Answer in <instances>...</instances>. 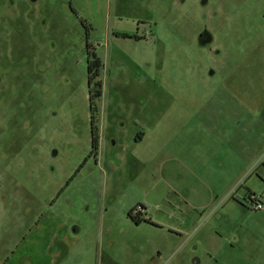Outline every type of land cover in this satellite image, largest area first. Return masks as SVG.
Here are the masks:
<instances>
[{"label": "rangeland", "instance_id": "rangeland-1", "mask_svg": "<svg viewBox=\"0 0 264 264\" xmlns=\"http://www.w3.org/2000/svg\"><path fill=\"white\" fill-rule=\"evenodd\" d=\"M87 45L102 61L99 133H160L149 140L156 153L107 145L98 161L91 155ZM256 54L264 0H0V240L9 257L36 243L41 223L44 242L74 249L65 264H264V211L248 201L264 197V151L242 139L241 160L232 155L238 140L218 131L239 124L210 123L196 143L187 136L204 129L192 115L264 117ZM141 207L145 219L133 220ZM53 252L44 264H56Z\"/></svg>", "mask_w": 264, "mask_h": 264}, {"label": "crops", "instance_id": "crops-1", "mask_svg": "<svg viewBox=\"0 0 264 264\" xmlns=\"http://www.w3.org/2000/svg\"><path fill=\"white\" fill-rule=\"evenodd\" d=\"M210 43L212 42V38L210 39ZM259 55V56H257ZM250 61H249V65L250 66V71H252V67H255L256 69V73L260 74V76L264 75V56H260V54H256L254 57L251 56L249 57ZM102 62V61H101ZM244 69H246V66L244 67ZM258 87L264 89V81L262 80V82H260L258 85ZM242 98L239 97V95H235L234 94V99L232 100V102L236 103L237 106H240L241 103H243V101L241 100ZM228 101L231 102V100H225L222 103V100H219L218 102V106L222 105L224 107L228 106L229 104ZM205 103H207L206 100H197L196 104L197 106L195 108H201ZM264 105V102H263ZM220 116V115H218ZM197 116H190V119L192 120L191 122L195 121L197 123L202 124V130H199L197 132H188L187 136L193 140L194 143H196L199 139H202L203 136H206V134L208 133V131L210 130L209 124L210 123H216L219 127V125L221 124L222 127H226V125H229L230 127L233 126V124H239V130H223L222 132L218 131V136H222L224 139H237L238 143L236 146V151H230L232 153V155H235L238 157V161L241 160L242 156L241 154L244 153L243 148L240 146L242 145L241 140H248V144L247 146H249V149H252L253 152L255 151L256 154H260L261 152L264 151V117L260 116V117H256V119L254 121H250L249 123H247L245 120H243L241 117H237L236 115H232L229 117H217L215 119H213V117L211 116H202V120L199 121L197 118ZM213 119V120H211ZM216 120V121H215ZM138 121L135 120V123H137ZM245 125V126H242ZM206 125V127H204ZM255 125L261 126V131L260 132H254L251 133L249 131H246L247 129H253L255 127ZM220 126V128H222ZM245 131V132H244ZM126 136H116V135H112V136H108L106 133H102L100 134V143H99V153L96 157V160L98 161L102 152L108 147V146H112L114 148L117 147H123L127 150H133V149H138V147H141L143 145H148L147 147L149 148V152L150 155L156 153V148H158V143L157 144H153L152 142H149L150 139L152 138H156L159 139L160 138V133L158 134H154L152 132H148V131H138L136 133H130V134H125ZM157 135V136H156ZM120 138H124L125 141H123V143H121L119 141ZM107 139L108 143H105L104 140ZM223 139V140H224ZM196 140V141H194ZM249 141H251V143L249 144ZM236 142V141H234ZM254 144V149L252 148V145ZM108 145V146H107ZM146 148V146H145ZM124 150V149H123ZM236 152V154H234ZM134 158H137L134 156ZM145 159V158H144ZM235 163V160H234ZM219 167H223V164L219 165ZM238 173L236 174V177L232 180L235 181L236 179H238L240 176V174L242 173L241 166L240 163L238 162V165H234L232 166V170L235 171V168H238ZM12 175H10L9 173V178L8 181L12 182ZM239 180V179H238ZM1 181H0V185H1ZM7 200V198H6ZM262 201L264 202V197H262ZM12 202V201H11ZM14 202H16V200H14ZM6 202L1 199L0 197V217L2 216L1 214H5V207H6ZM144 214L141 215V219L140 220H144L145 218L143 217ZM1 222V219H0ZM148 225H152V224H148ZM156 227V226H155ZM66 236L67 238L70 237L69 233H67ZM43 236L44 238L46 237V232L44 229V226L40 223L37 226V236H36V243L33 242V240H31V242L29 244H25L20 251L14 254L13 257H9V255L6 253V249L5 246H3V243H1L0 240V264H44V257H47L48 254L51 252V250H53L54 252L52 253L53 256L55 257V263L56 264H65L67 262V258L71 255V253L74 251V249H72V246H68L66 245L64 242H58V246H51L49 244H47L46 242H44L45 240H43ZM18 249L20 247L17 246ZM16 247V248H17ZM17 249V250H18ZM21 255V258H19ZM69 259V258H68Z\"/></svg>", "mask_w": 264, "mask_h": 264}, {"label": "trees", "instance_id": "trees-1", "mask_svg": "<svg viewBox=\"0 0 264 264\" xmlns=\"http://www.w3.org/2000/svg\"><path fill=\"white\" fill-rule=\"evenodd\" d=\"M88 46V45H87ZM88 48V75H89V85L90 87L94 86V93L91 91L90 101H91V111H92V152L91 155L97 157L99 153V143H100V133L98 128L96 127V113L97 108L94 106V99L101 98L103 95V83L100 80L102 62L96 53L90 50V46ZM141 209H144L141 207ZM134 210L129 213V216L133 218ZM140 223V221H136Z\"/></svg>", "mask_w": 264, "mask_h": 264}, {"label": "built area", "instance_id": "built-area-1", "mask_svg": "<svg viewBox=\"0 0 264 264\" xmlns=\"http://www.w3.org/2000/svg\"><path fill=\"white\" fill-rule=\"evenodd\" d=\"M248 201L253 205V211L255 212H263L264 211V202L262 201V197H258L255 194H251L248 197Z\"/></svg>", "mask_w": 264, "mask_h": 264}, {"label": "flooded vegetation", "instance_id": "flooded-vegetation-1", "mask_svg": "<svg viewBox=\"0 0 264 264\" xmlns=\"http://www.w3.org/2000/svg\"><path fill=\"white\" fill-rule=\"evenodd\" d=\"M203 39H206V41L208 42V43H210V34L209 33H207V34H203V35H201V40H203ZM205 41V42H206ZM143 210L144 209H141V208H139V209H136V212H137V215L136 214H134L135 212H133V214H132V216H133V220H136V217H138V216H141L142 215V212H143ZM141 221V220H140Z\"/></svg>", "mask_w": 264, "mask_h": 264}]
</instances>
